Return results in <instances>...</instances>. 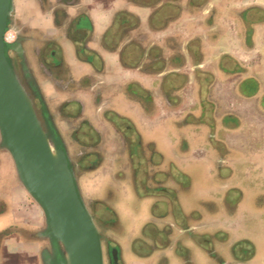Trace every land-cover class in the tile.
<instances>
[{"label": "rangeland", "instance_id": "374dc122", "mask_svg": "<svg viewBox=\"0 0 264 264\" xmlns=\"http://www.w3.org/2000/svg\"><path fill=\"white\" fill-rule=\"evenodd\" d=\"M209 1L214 0H201L195 8L206 9ZM223 9L215 8L218 11L209 17L212 22L208 29L222 24L236 31L238 16L231 10L233 5ZM194 24L188 21L187 29L192 30ZM193 43L190 61L196 68L190 74L192 78L175 74L150 90L161 95L155 106L159 109L154 117L157 120L150 115L153 104L148 100V108L144 107L138 118L109 115L116 128L130 137V148L122 149L120 135L112 134L111 129L102 130L104 154L98 152L107 164L99 173L107 170L105 173L110 174L108 196L99 195L98 187L89 197L98 201L95 209L104 222L105 238V224L118 233L112 238L115 247L130 236V221L138 231V237L133 235L136 255L153 252L143 249L142 239L158 250L176 246V251L170 248L156 254L159 264H177L175 253L191 256L194 264L209 260L211 264L240 260L250 264L255 255L254 226L264 222L254 213L264 211V197L256 199L257 193L264 196V117L257 116L256 102L247 103L235 95L236 79L222 81L223 67L218 62L221 60L226 73L234 67L233 60L220 53L223 49L207 39ZM250 57L244 56L253 61ZM207 60L208 69L198 67ZM238 90L244 93L245 88L239 83ZM119 104L122 109L134 107L131 99L120 100ZM93 124L98 126L96 120ZM154 128L157 131L152 137ZM93 133L79 136L96 141ZM93 159L95 155L84 160L86 167ZM97 182L95 179L93 187ZM230 225L235 230L227 229Z\"/></svg>", "mask_w": 264, "mask_h": 264}, {"label": "flooded vegetation", "instance_id": "af4514ba", "mask_svg": "<svg viewBox=\"0 0 264 264\" xmlns=\"http://www.w3.org/2000/svg\"><path fill=\"white\" fill-rule=\"evenodd\" d=\"M124 6L117 8V12L124 10ZM131 15L135 22L132 24L124 20L122 25L126 27L125 34H134L135 31L140 34L137 36L139 40L144 38L139 48L142 53L138 68H153L160 63L170 65L175 59L176 50L171 48L166 58L159 55V50H162V44L176 43L175 36L164 35L162 29H152L150 31L155 34V39L151 40L144 29L145 20L137 13L131 12ZM9 32L13 40L6 41L8 56L32 97L44 128L54 142L66 148L71 158L82 195L102 234L105 264H134L136 261L159 264L156 254L170 248L176 251V246L158 250L151 245L152 242L142 239L143 249H153V252L136 255L134 238L138 237V231L130 221L127 228L130 236L122 239L120 247L113 246L112 238L117 237L118 233L114 227L105 224V238L104 222L95 209L98 201L89 197L90 192H96L98 187L99 195L108 196L110 174L105 173L107 170L104 174L99 173L107 164L103 163V155L98 152H103L102 130L109 132L111 129L112 134L120 135L122 149L130 148V137L116 128L114 119L109 118V115L114 118L126 116L122 112L126 109H122L119 102L130 97L126 87L129 79H117L128 70L125 48H116V57L112 62L105 57L98 47L101 37H98L86 0H14L6 34ZM93 40L98 41L97 47L90 45ZM146 42L149 44L145 45ZM109 56L112 58V55ZM149 96L155 99L152 94L146 97ZM94 120L98 126L93 124ZM132 128L130 125L129 131ZM82 131L87 137V134L95 132L97 140L81 139L79 135L84 133ZM93 155L95 159L86 167L84 160ZM92 177L98 180L95 187ZM134 234L136 237H133ZM189 238L184 237L194 243ZM175 254L177 264H194L191 256ZM61 256L62 247L46 230L44 211L22 184L13 159L0 137V264H59ZM206 264H211V260Z\"/></svg>", "mask_w": 264, "mask_h": 264}, {"label": "crops", "instance_id": "0c3cea01", "mask_svg": "<svg viewBox=\"0 0 264 264\" xmlns=\"http://www.w3.org/2000/svg\"><path fill=\"white\" fill-rule=\"evenodd\" d=\"M200 1L130 0V2H127L125 0H86L89 11L95 21L98 37H101V44L93 40L90 45L97 47L99 44L98 47L101 48L102 53L110 62L114 61V57H116V48H125L124 56L128 70L124 71L122 76H120L121 78L117 77V79H129L126 86L130 95L128 100L130 101L131 99L134 107L122 110L127 117L138 118L139 114L144 110L143 108H148L145 103L146 100L151 101L150 103L153 104V109L150 110L151 117L157 116L158 112L156 111H159V109H155V106L159 105L157 102L160 101L161 95L156 91L152 93L150 90L160 87L166 78H172L175 74L190 76L196 68V65L190 61L191 45L193 42L200 43L204 39L209 40L210 43H217L218 49H223V51L220 50V53H225L234 62L233 69L228 70L227 73L224 71L221 60L218 62L223 67L224 76L221 75L223 76L221 77L222 81L236 79L241 87L245 88V91L244 93L242 91L239 92V83L235 84V95L247 103L256 102L257 116L264 117V0H214L209 1L207 8L203 10L195 8ZM122 5H125V9L117 12L116 9H119ZM232 5L233 9L231 10H233L234 15L238 16L239 28L234 31L221 24L217 28L208 29L209 23L212 22V18L209 17L214 16V12L218 10H224L225 6H231L232 8ZM215 8H218V10L214 11ZM116 12L117 15L115 16ZM131 12L137 13L145 20L146 28L144 29H146V33L151 40L155 39L153 36L155 34L150 31L152 29H162L165 31L164 35L175 36L174 40L176 43L168 46L162 44L163 48L161 51L159 50V55L165 58L168 55L167 53H170L171 48L176 50L175 59L170 65L160 63V65L153 68L151 66L147 69L146 67L138 68L142 53L139 48L144 38L139 40L137 36L140 34L135 31H133L134 34L131 32L125 34L124 29L126 27L122 25L124 20L130 21L132 24L135 22ZM232 19H235V16H232ZM190 20L195 21V26L192 30L187 29L188 21ZM112 22H114L113 25L110 24ZM233 31L236 35L233 34ZM232 34L235 37L234 40L231 39L233 37ZM216 40L217 42H215ZM147 44L149 42L145 43V45ZM109 55H112V58ZM246 55H250L253 61H247L244 58ZM208 62L207 60L198 67L208 69ZM190 77L192 78V75ZM160 78L162 80L160 81V86H158L157 83ZM149 94L154 95L155 99H152L151 96L147 98L146 96ZM154 119L157 120V118ZM155 125L157 126V122ZM156 131L157 129L154 128L150 135L153 137ZM261 197L264 196L259 193L256 194V199ZM254 213L262 216V220H264V211L256 210ZM256 224L257 226H254L255 233H253L256 237H252L255 255L250 264H264V222ZM231 225L227 229L234 227L235 230V224ZM238 229L241 230L243 228ZM248 262L240 260V262H235V264H248Z\"/></svg>", "mask_w": 264, "mask_h": 264}, {"label": "water", "instance_id": "95a60500", "mask_svg": "<svg viewBox=\"0 0 264 264\" xmlns=\"http://www.w3.org/2000/svg\"><path fill=\"white\" fill-rule=\"evenodd\" d=\"M14 0H0V137L20 180L62 247L59 264H105L102 234L79 187L71 158L52 140L8 56Z\"/></svg>", "mask_w": 264, "mask_h": 264}, {"label": "built area", "instance_id": "2783aa9c", "mask_svg": "<svg viewBox=\"0 0 264 264\" xmlns=\"http://www.w3.org/2000/svg\"><path fill=\"white\" fill-rule=\"evenodd\" d=\"M5 40L11 42L13 40L12 34L9 32L5 35Z\"/></svg>", "mask_w": 264, "mask_h": 264}, {"label": "trees", "instance_id": "16d2710c", "mask_svg": "<svg viewBox=\"0 0 264 264\" xmlns=\"http://www.w3.org/2000/svg\"><path fill=\"white\" fill-rule=\"evenodd\" d=\"M84 187H85V184H84Z\"/></svg>", "mask_w": 264, "mask_h": 264}]
</instances>
